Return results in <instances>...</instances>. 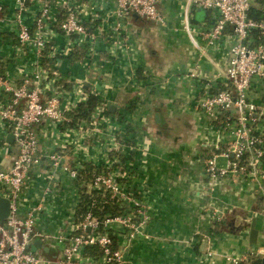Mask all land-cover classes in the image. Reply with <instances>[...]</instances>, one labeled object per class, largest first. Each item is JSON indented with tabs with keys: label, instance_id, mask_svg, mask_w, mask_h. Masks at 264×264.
Listing matches in <instances>:
<instances>
[{
	"label": "crops",
	"instance_id": "crops-1",
	"mask_svg": "<svg viewBox=\"0 0 264 264\" xmlns=\"http://www.w3.org/2000/svg\"><path fill=\"white\" fill-rule=\"evenodd\" d=\"M0 2L7 7L13 5V0ZM262 3L253 1L258 7ZM86 4L88 10L91 9V1ZM187 4L188 0H167L161 4L165 24L138 15L131 17L124 36L129 33L133 50L113 49L111 42L119 37L114 33L113 37L101 39L95 58L87 65L91 67L90 74L82 64L86 55L83 47L76 46L69 55H57L53 60L65 78L63 85L71 98H79L75 89L78 81H82L87 96L97 91L101 102L105 103L107 119L101 127L105 134L100 142L105 144L111 131L118 136V150L111 155L119 160L118 169L125 174L120 180L138 197L149 216L141 235L128 247L127 255L132 263L227 264L225 254H240L244 257L243 264H251L253 257L264 258V158L259 168L261 176L230 175L211 190L205 171L206 158L220 155L230 145L231 136L221 127L225 114L218 120L209 118L200 107L201 97L223 88L225 82L220 78L219 68L198 47L205 48L220 67L226 60L220 49L226 51L227 48H210L202 37L192 35V38L184 30ZM198 8L191 7L193 26L211 25L215 17L206 9L204 21L195 19ZM36 10V3L29 2L25 13L28 24ZM231 34L232 29L227 28L229 40ZM2 37L0 71L10 78L20 79L23 73L12 47V36ZM68 40L60 33L53 42L58 50H63ZM250 97L264 107V80L254 82ZM108 102L116 105L114 112L108 108ZM256 118L255 133L264 137V114L258 113ZM68 122L60 128L47 123L39 126V153L41 169H44L41 171L51 169L50 153L62 149L66 150L63 162L68 167L77 165L85 169L90 165L101 169L106 155L94 142L95 137L80 140L91 147V158L80 159L83 161L80 164L73 157L70 148L80 133L72 130L74 124ZM2 137L0 132V168L8 169L17 148ZM218 160L220 165L227 163L225 157ZM249 161L247 154L243 164ZM59 174L53 212L40 224V228L51 233L68 227L80 201L77 181L67 172ZM39 191H42L40 184L29 193L28 204L36 201ZM49 199L53 200L52 195ZM216 213L221 215L220 220L215 218ZM253 218L259 230L257 244L249 241ZM206 238L213 241L217 255L207 257L204 253ZM125 241L122 237L120 244ZM43 250L49 254L56 251L53 246H44Z\"/></svg>",
	"mask_w": 264,
	"mask_h": 264
},
{
	"label": "built area",
	"instance_id": "built-area-1",
	"mask_svg": "<svg viewBox=\"0 0 264 264\" xmlns=\"http://www.w3.org/2000/svg\"><path fill=\"white\" fill-rule=\"evenodd\" d=\"M87 1L13 0L11 7L0 2V41L3 35L12 36V47L23 73L20 79H13L0 71V132L5 142L12 133L17 148L11 166L0 168V195L10 200V214L4 221L0 220V264H133L127 255L128 247L149 219L142 202L120 180L125 174L118 169L119 160L111 155L119 147L116 132L111 131L105 144L100 142L105 134L101 127L107 119L104 102L98 103L89 120H81L74 124V129L71 128L80 133L70 148L80 164L83 162L80 159L92 157L91 147L80 140L97 138L94 142L106 155L98 174L91 179L82 178V166L70 168L64 164V149L50 153L51 169L41 171L44 169H41L39 153V126L47 123L55 128L62 127L70 120L69 113L88 98L82 81H78L75 89L79 98L69 96L63 85L65 78L53 57L67 56L76 46L83 47L86 55L82 64L90 74L91 67L87 65L95 58L101 39L113 37L114 33L119 37L111 42L113 49L133 50L129 33L124 36L131 17L138 15L157 24L166 23L160 5L167 0H90L89 10ZM253 1L256 0H188L183 17L182 26L192 38V35H199L210 48H227L226 51L220 49L226 57L225 65L220 67L205 48L198 47L219 68L220 78L225 82L223 88L202 96L200 107L209 118L218 120L225 114L221 127L231 136L230 145L220 155L212 154L206 158L205 171L211 190L230 175L251 173L261 176L264 137L255 133L254 126L257 114H264V107L252 101L250 96L254 82L264 80V0H258L263 1L258 7L262 11L261 17L250 16ZM29 2L37 5L31 24L25 20ZM191 7L211 11L215 20L209 26L194 27L190 19ZM227 28L232 29L231 40L227 38ZM60 33L69 39L63 50H58L53 42ZM48 60H51L50 64ZM93 94L97 95V91ZM247 154L250 161L243 164ZM219 157L227 159L226 165L219 164ZM59 172L69 173L79 182L80 189L109 193L126 206L125 211L116 215L109 213L101 219L90 205L83 212L77 208L63 231L51 233L40 228L42 219H47L53 212L52 203L59 190ZM39 184L42 191L37 192L34 203L28 204L29 193ZM51 195L53 200L49 199ZM214 216L221 219L219 213ZM111 229L119 236L116 248L113 247L115 240ZM122 237L126 238L124 244H120ZM37 239L41 241V247L37 246ZM204 240L206 256L217 255L213 241L210 238ZM44 246H53L56 251L46 253ZM90 246H99L102 256L87 255L86 249ZM224 259L227 264H243L244 261L240 254H225Z\"/></svg>",
	"mask_w": 264,
	"mask_h": 264
},
{
	"label": "trees",
	"instance_id": "trees-1",
	"mask_svg": "<svg viewBox=\"0 0 264 264\" xmlns=\"http://www.w3.org/2000/svg\"><path fill=\"white\" fill-rule=\"evenodd\" d=\"M249 14L251 17H261L262 11L258 8V6H253ZM100 101L101 99L98 95L90 93L86 101L79 104L76 110L69 113L70 120L68 124L73 125L81 120H89ZM98 172L99 170H96L94 167L89 165L85 169L81 170V177L91 179L96 176ZM90 205H93V212L101 219L106 214L110 213L116 215L123 213L126 209V206H122L121 202L116 198H112L109 193H104L102 191L96 190L85 191L84 189H81L80 204L78 207L79 211H85ZM109 231L113 239L115 240L113 243V247L116 248L119 242L118 233H114L112 229ZM86 254L94 256L95 258H100L102 256V251L99 246H90L86 249ZM251 264H264V262L262 258L253 257Z\"/></svg>",
	"mask_w": 264,
	"mask_h": 264
},
{
	"label": "water",
	"instance_id": "water-1",
	"mask_svg": "<svg viewBox=\"0 0 264 264\" xmlns=\"http://www.w3.org/2000/svg\"><path fill=\"white\" fill-rule=\"evenodd\" d=\"M206 16H207V11L204 8L199 7L196 11L195 19L199 22H202L205 20ZM107 106L111 112L115 111L116 108L115 104L108 102ZM7 141L10 143H14V135L12 133L8 134ZM9 214H10V200L0 195V220L4 221L9 216ZM258 234H259V230L256 228V218H253L252 222L250 223V234H249L250 243L257 244ZM36 243L39 247L42 246V243L39 239L36 240ZM45 249L48 250L47 248ZM263 262H264V258H263Z\"/></svg>",
	"mask_w": 264,
	"mask_h": 264
},
{
	"label": "rangeland",
	"instance_id": "rangeland-1",
	"mask_svg": "<svg viewBox=\"0 0 264 264\" xmlns=\"http://www.w3.org/2000/svg\"><path fill=\"white\" fill-rule=\"evenodd\" d=\"M143 229H144V228H143ZM142 232H143V230H142ZM142 232H141V233H142ZM141 233H140L139 235H141ZM139 235H135V237H134V238H137V236H139ZM133 241H134V240H133Z\"/></svg>",
	"mask_w": 264,
	"mask_h": 264
}]
</instances>
